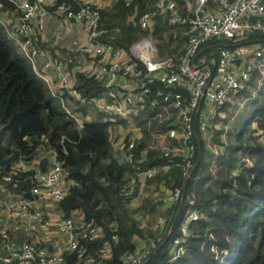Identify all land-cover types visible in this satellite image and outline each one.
Segmentation results:
<instances>
[{
	"label": "built area",
	"instance_id": "1",
	"mask_svg": "<svg viewBox=\"0 0 264 264\" xmlns=\"http://www.w3.org/2000/svg\"><path fill=\"white\" fill-rule=\"evenodd\" d=\"M9 1L15 4L18 14L13 23L4 20L0 0V22L7 35L79 127H84V121L70 108L61 89L86 102L87 98L73 86L80 72L107 90L109 99L88 100L92 107L106 119L126 121L119 123L115 141L129 137L122 155L134 171L128 174L121 190L133 207L150 187L148 180L164 169L179 166L189 181L199 161L201 139L207 145L213 141L217 119L225 116V109L238 99L240 89L250 86L256 70L264 77V0H216L219 6L214 7H207L210 0H183V4L157 0L140 16L139 23L143 29L153 31L156 19L161 17L172 27L188 26L184 32L187 43L179 58L160 51L167 33L164 39L144 36L129 49L104 40L107 30L101 24V10L115 0ZM131 1L127 0V4ZM51 7H55L54 12ZM51 13L64 15L82 28L85 37L78 54L42 56L36 40ZM147 108L154 112L147 116L149 124L154 119L170 124L165 130H150L149 147L162 150L167 165L144 168L143 159H136V143L144 135L137 119ZM44 157L21 160L7 172L0 167V264H67L69 254L76 255L77 263L108 264L118 240L116 228H110L113 234L109 238L102 224L80 212L72 217L54 211L51 214L48 210L60 204L69 184L63 164L55 155L48 157L47 170L40 169ZM31 169L36 171L33 198L19 194L16 183L17 175ZM184 191L183 187L175 188L162 197L157 191L155 196L158 200L167 198L173 205L182 204ZM187 201L192 209L186 213L181 225L183 236L176 244L185 241L190 224L200 217L196 199L189 197ZM172 219L173 215L164 216L161 228L167 230ZM95 241H101V246L92 254L86 243ZM163 241L159 237L126 252L122 264H146Z\"/></svg>",
	"mask_w": 264,
	"mask_h": 264
},
{
	"label": "trees",
	"instance_id": "2",
	"mask_svg": "<svg viewBox=\"0 0 264 264\" xmlns=\"http://www.w3.org/2000/svg\"><path fill=\"white\" fill-rule=\"evenodd\" d=\"M156 1L132 0L127 4V0H115L104 7L101 24L107 32L103 39L129 49L144 36L164 39L167 33L168 39L160 44V51L179 58L187 43L184 32L188 26L172 27L161 17L156 19L153 31L143 29L139 23L140 16ZM2 2L1 14L13 23L17 17L7 16L18 14L15 4L9 0ZM177 2L183 4V0ZM214 6L219 4L210 0L207 7ZM50 9L55 11V7ZM36 43L41 44L38 36ZM259 78L261 72L256 70L250 86L237 94L238 99H248L249 103L235 119L225 141L223 130H216L214 138L221 150L216 154L201 139L199 161L189 181L179 166L164 169L148 180L149 191L144 190L140 203L133 207L121 190L128 174L134 171L122 155L129 137L115 141L119 123L126 121L106 119L88 101L94 97L109 99L107 90L83 72L78 73L73 86L87 98L86 102L65 89L68 105L84 121L80 128L0 22V167L7 172L21 160L45 155L39 167L47 170L48 157L55 155L63 164L69 184L66 196L57 205L59 212L65 217L80 212L87 219H95L106 228L109 238L113 234L110 228H116L118 240L108 264H122L126 252L159 237L164 241L146 264H264V82L259 84ZM153 115L147 108L137 119L144 135L137 141L135 152L137 160L143 159L144 168L168 164L162 150L149 146L150 130H165L170 124L158 119L149 124L147 116ZM35 172L31 169L16 176L19 194L33 198ZM154 187L160 197L183 187L182 204L173 205L167 198L158 200L151 192ZM139 192L140 188L136 195ZM189 197L196 199L200 217L190 224L185 241L176 244L183 236L181 225L186 213L192 209ZM159 210L164 211L165 217L173 215V219L166 230L161 228L164 217L161 218L158 231H154L147 220ZM86 244L95 254L101 241ZM67 261L84 264L77 263L75 254H69Z\"/></svg>",
	"mask_w": 264,
	"mask_h": 264
},
{
	"label": "crops",
	"instance_id": "3",
	"mask_svg": "<svg viewBox=\"0 0 264 264\" xmlns=\"http://www.w3.org/2000/svg\"><path fill=\"white\" fill-rule=\"evenodd\" d=\"M15 14L16 13H11V15H9L8 13L7 18L10 19L13 16L15 17ZM4 20L7 19L4 18ZM57 34H59V42L55 40V36H57ZM82 37H85V34L81 27L77 26L73 21L65 18L64 15L59 16L51 13L46 18L44 31L38 34V39H40L41 44H37V46L42 52L43 57H51L58 54L70 57L73 54H78L80 51L82 45L81 40L83 39ZM54 83L56 87H58L55 80ZM61 90L65 94V89ZM48 211L51 214L53 211L54 213L59 212L58 208L55 206L50 207Z\"/></svg>",
	"mask_w": 264,
	"mask_h": 264
},
{
	"label": "rangeland",
	"instance_id": "4",
	"mask_svg": "<svg viewBox=\"0 0 264 264\" xmlns=\"http://www.w3.org/2000/svg\"><path fill=\"white\" fill-rule=\"evenodd\" d=\"M55 40L59 42V34H57V36H55ZM264 77H261L259 78V84L262 85V83L264 82ZM244 101V98H239V99H235L228 107L227 109H225L224 111V117H219L217 119V126L218 128H214V132H215V135L217 134L216 133V130H223L222 131V139L225 141L226 138H227V134H228V131L231 130V127L235 121V119L239 116L240 113L244 112L246 110V107L249 103L248 99H245ZM243 102V103H242ZM94 110V108H93ZM92 111V109L90 110ZM95 112H97L95 110ZM226 119L228 121H226ZM253 125V124H252ZM210 148H212L213 151H215V153L217 154L222 147H220L218 144H216L215 142V138L213 139V141L208 145ZM150 188V187H149ZM149 188L148 191H149ZM153 192L154 194L157 193V191L155 190V188L151 191ZM164 217V211L162 210H159L156 212L155 215H152L149 217V219L147 220V223L149 225H152V228L154 231H158L159 229V220L161 218Z\"/></svg>",
	"mask_w": 264,
	"mask_h": 264
},
{
	"label": "water",
	"instance_id": "5",
	"mask_svg": "<svg viewBox=\"0 0 264 264\" xmlns=\"http://www.w3.org/2000/svg\"><path fill=\"white\" fill-rule=\"evenodd\" d=\"M185 193V192H184ZM179 210H180V208L178 209V212H179ZM174 223H175V221L173 222V224H172V228H173V226H174Z\"/></svg>",
	"mask_w": 264,
	"mask_h": 264
},
{
	"label": "bare ground",
	"instance_id": "6",
	"mask_svg": "<svg viewBox=\"0 0 264 264\" xmlns=\"http://www.w3.org/2000/svg\"><path fill=\"white\" fill-rule=\"evenodd\" d=\"M173 168H174V167H173ZM173 168H171V170H172Z\"/></svg>",
	"mask_w": 264,
	"mask_h": 264
}]
</instances>
